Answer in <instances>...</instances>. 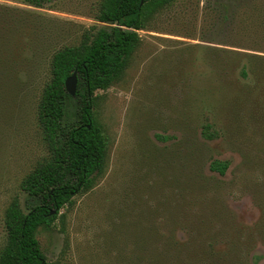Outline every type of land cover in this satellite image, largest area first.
I'll return each mask as SVG.
<instances>
[{
  "label": "rangeland",
  "instance_id": "rangeland-1",
  "mask_svg": "<svg viewBox=\"0 0 264 264\" xmlns=\"http://www.w3.org/2000/svg\"><path fill=\"white\" fill-rule=\"evenodd\" d=\"M100 2L0 0V249L5 208H24L20 182L47 156L37 106L51 55L109 27ZM137 33L120 80L96 92L104 168L36 229L42 254L185 264L183 251L203 246L264 264V0H176ZM214 160L228 162L223 176Z\"/></svg>",
  "mask_w": 264,
  "mask_h": 264
},
{
  "label": "trees",
  "instance_id": "trees-1",
  "mask_svg": "<svg viewBox=\"0 0 264 264\" xmlns=\"http://www.w3.org/2000/svg\"><path fill=\"white\" fill-rule=\"evenodd\" d=\"M24 1L41 6L51 0ZM175 1L101 0L96 18L109 27L85 33L77 45L52 53L50 79L37 106V123L47 156L20 182L24 208L13 198L4 210L5 241L0 249V264H52L40 250L34 235L36 229L49 227L59 210L70 204L72 196L89 190L104 168L106 138L95 116L96 92L105 91L120 80L140 45L137 32ZM74 72L77 87L72 98L66 94L64 82ZM241 74L246 77L244 70ZM227 169L226 161L214 160L209 164V170L221 176ZM50 211H55L54 215L50 216ZM212 250L202 246L183 251L179 263H232L229 252ZM231 253L235 255L233 259L239 256L237 251Z\"/></svg>",
  "mask_w": 264,
  "mask_h": 264
},
{
  "label": "water",
  "instance_id": "water-1",
  "mask_svg": "<svg viewBox=\"0 0 264 264\" xmlns=\"http://www.w3.org/2000/svg\"><path fill=\"white\" fill-rule=\"evenodd\" d=\"M76 87H77V78H76V72H74L64 82V89L66 94H68L70 97L73 98L76 93ZM54 213L55 211H50L49 215L52 216Z\"/></svg>",
  "mask_w": 264,
  "mask_h": 264
}]
</instances>
